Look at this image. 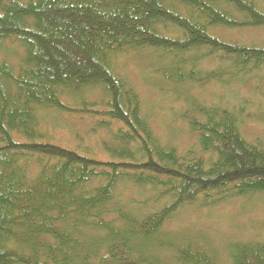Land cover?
I'll list each match as a JSON object with an SVG mask.
<instances>
[{
    "label": "trees",
    "instance_id": "1",
    "mask_svg": "<svg viewBox=\"0 0 264 264\" xmlns=\"http://www.w3.org/2000/svg\"><path fill=\"white\" fill-rule=\"evenodd\" d=\"M257 28L264 0H0V264H220L205 234L166 224L264 193V135L244 136L243 106L185 87L264 73V46L214 31ZM129 55L184 88L188 149L155 132L120 72ZM58 116L84 135L60 143ZM226 251L264 264V241Z\"/></svg>",
    "mask_w": 264,
    "mask_h": 264
},
{
    "label": "rangeland",
    "instance_id": "2",
    "mask_svg": "<svg viewBox=\"0 0 264 264\" xmlns=\"http://www.w3.org/2000/svg\"><path fill=\"white\" fill-rule=\"evenodd\" d=\"M215 33L224 40L237 41L246 44L264 46V28L248 30L215 29ZM120 72L131 81L142 98L143 111L151 122L155 132L162 142H168L184 151L194 142V136L187 128L185 121L180 116L190 110L185 103L184 88L172 87L161 79L156 69L147 64L141 56L129 55L119 60ZM191 100L200 102L214 101L229 103L235 108L243 106L242 115L245 125L242 129L248 140H255L264 135V73H257L247 85L227 86L210 85L203 93L196 89L186 88ZM175 94L179 99L174 100ZM182 96V99L180 98ZM185 100V101H184ZM196 100V101H195ZM236 105V106H235ZM63 129L57 131L55 138L63 144L73 141V136L78 138L84 135V125L73 117L58 116ZM71 128V129H70ZM91 139H85L87 144ZM91 143V141H90ZM84 145V143H82ZM169 228L183 229L205 234L216 250L220 264H228L226 245L233 241H264V193L250 198L226 202V204L213 209H189L182 211L178 217L166 224Z\"/></svg>",
    "mask_w": 264,
    "mask_h": 264
}]
</instances>
